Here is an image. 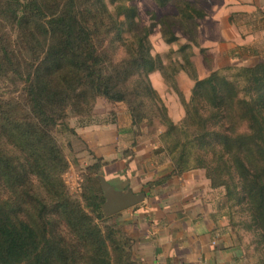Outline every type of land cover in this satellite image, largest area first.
Masks as SVG:
<instances>
[{
  "label": "trees",
  "instance_id": "trees-1",
  "mask_svg": "<svg viewBox=\"0 0 264 264\" xmlns=\"http://www.w3.org/2000/svg\"><path fill=\"white\" fill-rule=\"evenodd\" d=\"M132 1L0 0V18L8 16L16 29V38L1 45L0 74L12 72L24 78L28 104L35 113L24 125L1 124L0 264H111L114 252L116 264H140L134 238L121 230L123 234L110 228L104 232L95 223V216L72 199L62 179L69 163L50 129L66 124L68 105L84 112L101 96L125 101V95L115 89L120 80L128 81L137 74L139 79L144 77L138 80L140 84L146 82L151 96L162 104L165 136L176 137L171 153L182 147L175 158L176 167L179 172L188 169L183 167L189 157L181 136H188L189 131L172 120L154 88L150 74L157 69L179 95L187 127L196 121L197 112L191 105L193 109L202 105L208 113L200 118L202 124L215 121L224 127L221 132L208 131L198 141L206 151L211 140L222 147L217 160L235 168L242 185V202L251 214L249 228L261 230L260 243L264 242V63L237 67L233 80L219 69L199 78L191 57L193 45L198 46L197 20L206 15L196 4L200 0H154L159 7L177 6L174 19L165 17L160 22L165 42L179 40L173 31L176 23L170 20L180 22L191 42L178 47L181 61L167 55L164 62L152 54L151 28L141 24ZM110 36L119 39L129 55L126 65L117 69L118 79L104 75L103 66L111 62L104 42ZM172 52L170 49L168 54ZM201 52L206 53L205 49ZM180 70L194 80L189 101L175 78ZM239 122L246 123L247 131L235 130ZM202 162L198 166L202 167ZM169 177L153 185H165ZM35 180L44 197L36 191ZM83 197L96 217L103 218L100 187Z\"/></svg>",
  "mask_w": 264,
  "mask_h": 264
},
{
  "label": "rangeland",
  "instance_id": "rangeland-1",
  "mask_svg": "<svg viewBox=\"0 0 264 264\" xmlns=\"http://www.w3.org/2000/svg\"><path fill=\"white\" fill-rule=\"evenodd\" d=\"M228 1L231 0H200L196 4L204 10L208 8L209 12L215 11L217 7L222 10L219 5L224 3H228L226 7L232 3L235 6L244 4L240 0L232 3ZM243 1L247 3L243 10H234L230 14L229 23L237 31V42L227 46V54L222 59L219 58L218 63L213 54L205 53L207 61L205 60V66L201 68L206 77L219 69L223 75L233 80L238 69L264 63V0ZM132 3L138 7L141 24L151 28L152 34L165 17H176L177 14L173 15L171 11H178L173 3L164 8H157L154 0H134ZM170 22H175L174 28L184 33L178 20ZM15 36L16 29L8 16L0 18V52L1 45L13 41ZM125 38L128 43L132 40L128 34H125ZM104 51L111 61L103 66L104 75H113L118 79L117 69H121L129 60L127 50L119 39L110 36L105 38ZM168 53L163 56L165 60L168 59L167 55L176 59L179 56L174 52ZM200 53L205 59V54ZM142 78L144 77L141 76ZM141 79L134 74L128 81H119L115 90L116 93L122 92L125 95V101H110L101 96L97 98L94 106L84 112H78L68 105L66 124L61 122L50 129L69 163L62 179L72 199L80 201L85 210L95 216V223L104 232L108 228L121 230L134 239L136 236L132 234V227L136 222L148 226L154 224L157 208L180 210L190 203H196L194 205L198 208L208 209L207 222L218 226L219 235L225 233L226 229L233 234L239 251L237 264H264V242L260 243L259 236L262 231L255 227L249 228L252 224L251 214L246 203L242 202V185L235 168L217 160L223 150L216 144V140H211L212 146L208 145L206 148L208 151L198 141L208 131L221 132L224 127L220 128L215 121L207 124L203 122V125L200 118H206L208 113L202 105H197L195 109L191 105V109L197 112L194 114L196 121L187 127L184 124L186 112L183 103L167 82L172 89L167 92V99L174 105L173 112L179 118L177 125L189 131L188 136L186 133L181 136V143H187V158L189 157L183 167L188 169L179 172L175 158L182 147L174 154L171 153L176 137L165 136L167 126L163 120L162 104L156 97L151 96L146 82L140 84ZM192 90L190 97H185L188 101ZM169 96H173L176 101L170 100ZM116 103L128 109V118L115 110L113 105ZM34 115L28 104L24 78L12 72L0 74V131L3 123L24 125ZM111 124H114V129L110 131L106 125ZM235 128L238 132L247 131L245 122L235 123ZM103 130L104 134L98 133H103ZM17 155L19 158L23 157L21 153ZM201 162L202 167L198 166ZM95 165H99L97 169L92 168ZM129 174L132 176L128 177ZM100 175L119 190L145 192L146 199L112 216H104L102 210L103 218H97V213L87 207V199L83 195L86 196L90 190L94 191L98 187L102 191ZM168 176L170 177L165 185H153L154 181ZM34 184L36 191L44 197V190L39 182L35 180ZM153 205L156 206L155 209H152ZM179 217L186 219L183 213ZM111 264H116L115 252Z\"/></svg>",
  "mask_w": 264,
  "mask_h": 264
},
{
  "label": "crops",
  "instance_id": "crops-1",
  "mask_svg": "<svg viewBox=\"0 0 264 264\" xmlns=\"http://www.w3.org/2000/svg\"><path fill=\"white\" fill-rule=\"evenodd\" d=\"M203 1V0H201ZM235 6L236 0L228 1L232 5L226 7L228 3L219 5L214 11L209 12L205 9L206 15L198 20L196 29V39L198 46L193 45V55L191 57L199 78H205L202 74V68L205 66L204 56H201V49H205L207 55H214L216 63L227 54V46L237 42V31L229 23L230 14L234 10H243L247 5L243 0ZM156 4V3H155ZM234 4V5H233ZM157 8L159 7L156 4ZM170 6V4L166 5ZM164 6V7H166ZM162 7V8H164ZM160 8V7H159ZM171 14H178V11H171ZM140 16V12H139ZM157 28V29H156ZM155 32L150 34V41L154 56H160L164 62V54L173 49L178 54L180 61L182 53L178 51L181 44L190 43L185 33L179 32L173 27L175 35L179 38L177 42L168 44L165 42L161 32V25L154 28ZM237 44V43H236ZM220 58V59H219ZM178 86L186 98L191 95L194 87V80L184 70H180L175 76ZM151 82L165 103L168 114L172 120L177 123L179 118L174 114V105L167 99V92L170 89L161 72L157 69L150 74ZM170 100L176 101L173 96ZM115 106V107H114ZM118 113L127 115V108H122V104L113 105ZM114 124L106 125L110 131L114 129ZM98 132V131H97ZM101 132V131H100ZM104 134L105 130H103ZM91 144V143H89ZM196 203H190L184 209L157 208L156 216L153 218L154 224L145 225L136 222L133 226V236L135 237L134 251L140 264H237L239 253L233 239V234L227 229L225 233L219 235L218 226L209 224L208 209L197 207ZM196 206V207H194ZM156 206H152L155 209ZM183 213L186 219H181L179 214ZM199 220V221H197Z\"/></svg>",
  "mask_w": 264,
  "mask_h": 264
},
{
  "label": "water",
  "instance_id": "water-1",
  "mask_svg": "<svg viewBox=\"0 0 264 264\" xmlns=\"http://www.w3.org/2000/svg\"><path fill=\"white\" fill-rule=\"evenodd\" d=\"M100 186L105 198L101 208L106 217L115 215L146 199L145 192L137 193L132 190H119L109 183L103 175H100Z\"/></svg>",
  "mask_w": 264,
  "mask_h": 264
}]
</instances>
